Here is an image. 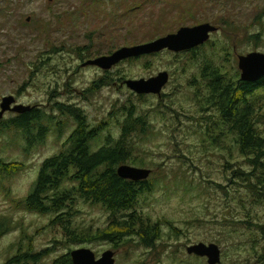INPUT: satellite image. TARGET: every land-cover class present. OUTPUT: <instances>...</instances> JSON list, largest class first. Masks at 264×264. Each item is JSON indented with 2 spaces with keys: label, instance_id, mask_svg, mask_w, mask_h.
I'll use <instances>...</instances> for the list:
<instances>
[{
  "label": "rangeland",
  "instance_id": "obj_1",
  "mask_svg": "<svg viewBox=\"0 0 264 264\" xmlns=\"http://www.w3.org/2000/svg\"><path fill=\"white\" fill-rule=\"evenodd\" d=\"M202 24L218 31L193 51L124 60L109 71L82 67L120 48ZM223 47L230 55L226 74L240 80L238 56L264 54V0H116L105 7L0 0V104L12 96L16 105L49 117L33 123L28 138L21 129L4 126L16 113L3 117L0 160L19 169L9 176L0 173V264L26 252L41 256L25 264H54L80 249L96 260L110 251L114 264H207L186 253L200 243L218 246L220 264H264V198L257 200L233 174L252 169L228 128L208 126L218 118L203 105L208 92L195 65L209 54L214 62L223 60ZM161 72L168 73L169 82L159 98L135 95L120 83ZM102 78V87L86 92ZM124 105L145 121V132L137 130L122 144L126 154L120 165L151 171L150 191L138 201V213L148 222L116 229L110 224L124 222L125 215L114 221L102 206L80 199L59 214L26 211L23 203L41 165L64 150L76 128L61 106L81 109L89 129L100 127L90 144L96 152L118 141ZM254 108L264 122V102L255 101ZM256 130L264 138V124ZM107 229L111 238L99 237ZM144 231L151 246L143 244Z\"/></svg>",
  "mask_w": 264,
  "mask_h": 264
},
{
  "label": "trees",
  "instance_id": "obj_2",
  "mask_svg": "<svg viewBox=\"0 0 264 264\" xmlns=\"http://www.w3.org/2000/svg\"><path fill=\"white\" fill-rule=\"evenodd\" d=\"M220 53L224 57L219 62H214L211 59L213 55L209 54L203 56L198 63H193L198 67L200 78L205 82L204 89L208 92H206L207 98L203 105L208 109H213L218 118L217 124H208V126H211V129L215 125L219 128H228L229 135L234 137L241 154L252 169L250 173L238 169L233 171V174L236 178L240 175V179L251 187V195L260 200L264 198V138L257 136L256 127L264 122H259L254 103L259 99L262 103L264 102V78L251 84L230 77L225 70L230 55L224 47L221 48ZM103 79L94 82L86 92H96L104 85ZM121 81L120 83L124 84V81ZM123 111L126 117L115 145L105 146L92 152L90 144L96 139L100 127L89 129L87 118L81 109L61 106L60 112L73 119L76 128L66 140L64 150L41 165L32 193L24 200L23 208L28 212L47 216L51 213L59 214L64 210H69L70 205L80 199L86 204L102 206L114 221L117 216L125 215L124 222L115 221L110 224L116 229L135 228L138 224L141 225V222H148L138 213V201L145 192L150 191V187L147 186L149 183L122 180L116 174V167L125 162L126 152L122 144L137 130L141 133L145 132V121L141 114L136 113L133 106L124 105ZM44 119L49 120V117H46L44 113L31 111L8 121L7 127L3 120L0 126L21 129L28 138L32 132L33 123ZM211 133L208 131L206 135L209 136ZM41 135L42 132L38 131L37 139ZM210 141L216 142L211 139ZM18 169V165L6 164L0 160V173L4 176L12 175ZM253 180H256V183L252 186ZM57 219L61 221L62 216ZM260 229L264 231V226ZM112 233L107 229L99 237L109 240ZM144 236L143 244L151 246L146 231H144ZM18 255L5 264L35 262L41 256L29 252ZM54 264L72 263L67 256Z\"/></svg>",
  "mask_w": 264,
  "mask_h": 264
},
{
  "label": "water",
  "instance_id": "obj_3",
  "mask_svg": "<svg viewBox=\"0 0 264 264\" xmlns=\"http://www.w3.org/2000/svg\"><path fill=\"white\" fill-rule=\"evenodd\" d=\"M217 31V27L210 24H202L191 28L184 27L179 29L175 34L167 35L152 42L129 48H120L110 55L88 60L82 64V67H96L102 71H109L124 60L151 56L164 51L174 54L189 52L204 45L209 41L211 35ZM237 67L240 72V81L255 84L264 78V54L254 52L245 56H238ZM168 82V73L161 72L157 76L146 80H125L124 85L135 95H155L159 98ZM13 105L14 98L12 96L2 99L0 104V122L7 112L23 114L31 110L30 107ZM116 174L122 180L138 183L147 181L151 175V171L120 165L116 169ZM186 253L189 256L204 258L207 264H220L221 261L220 249L215 244L205 245L200 243L193 245L186 249ZM70 259L72 264H114L113 253L110 251L103 253L96 260L91 251L80 249L73 251L70 254Z\"/></svg>",
  "mask_w": 264,
  "mask_h": 264
},
{
  "label": "flooded vegetation",
  "instance_id": "obj_4",
  "mask_svg": "<svg viewBox=\"0 0 264 264\" xmlns=\"http://www.w3.org/2000/svg\"><path fill=\"white\" fill-rule=\"evenodd\" d=\"M71 2H77V3H82V4H85V5H88V6H91V7H94V6H102V7H105V6H110V5H113V2L116 1V0H70ZM127 1V0H126ZM130 1V0H129ZM122 6H126L128 8V6H130V3L128 4H122ZM197 49V48H196ZM195 50V49H194ZM170 53V52H168ZM174 54V53H173ZM157 55V54H155ZM153 56V55H151ZM14 98V105H16L17 103V99L15 97ZM3 99V98H2ZM1 99V101H2ZM32 112H37V109L36 108H33L31 110ZM29 111V112H31ZM28 112V113H29ZM11 113V112H10ZM6 114V113H5ZM4 114V116H5ZM16 115V114H15ZM22 114H17L16 118H19Z\"/></svg>",
  "mask_w": 264,
  "mask_h": 264
},
{
  "label": "bare ground",
  "instance_id": "obj_5",
  "mask_svg": "<svg viewBox=\"0 0 264 264\" xmlns=\"http://www.w3.org/2000/svg\"><path fill=\"white\" fill-rule=\"evenodd\" d=\"M116 51V50H115ZM113 53V52H112Z\"/></svg>",
  "mask_w": 264,
  "mask_h": 264
}]
</instances>
